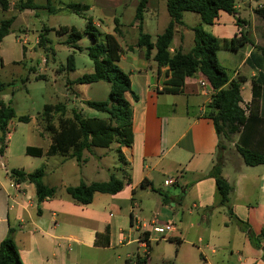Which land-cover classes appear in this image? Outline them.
Masks as SVG:
<instances>
[{
  "label": "crops",
  "instance_id": "crops-1",
  "mask_svg": "<svg viewBox=\"0 0 264 264\" xmlns=\"http://www.w3.org/2000/svg\"><path fill=\"white\" fill-rule=\"evenodd\" d=\"M7 1L8 7L0 9L5 14L1 19H13L0 43L14 31L22 58L25 52L33 48L25 26L30 17H37L42 10L50 14L63 10L70 12L64 7L66 3L86 5L87 9L81 17H90V23L97 29L106 27L107 30H98L101 34L113 35L120 48L116 64L127 75L129 82V92H124L123 96L130 108V142L128 145L113 143L119 166L113 167V172H108L109 169L105 167L108 174L102 180L98 178L102 167L94 159L100 160L103 154L94 148L90 152H82L84 162L80 165L68 156L42 154L40 156L57 158L60 166L50 167L48 172L43 167L42 178L47 174L58 175L52 181H42L46 186L54 187L55 191L53 196L41 201L36 200L34 185L30 182H20L16 188L9 186L13 181L9 176L10 169L25 172L34 169L17 167L10 162L17 154L27 155L26 146L38 147L44 153L51 142L50 134L47 131L48 141L44 148L26 142L25 130H28L27 124L31 122L32 134L42 137L45 129H42L40 114L39 122L33 121L28 115H25L26 121L11 119L7 122L5 145L0 154V241L11 228L13 243L22 264H118L121 249L133 243L142 248L139 243L142 233L140 225L152 218L160 222L171 221L173 230L161 238L157 234L149 235L147 248H142L143 253H148V264H151L153 252L150 243H155V246L160 241L175 244V241L167 240L169 237L179 240L175 244L178 250L175 248L174 251L175 259L182 264H264V239H259L255 244L249 238V234L256 237L264 229V164L246 165L235 148L233 152L236 151L238 155L231 152L222 155L220 175L232 186V190L228 194L227 204L219 203L214 178L208 173L219 149V140L207 116V103L212 90L208 83L199 86V80L204 79L200 72L184 77L180 92L169 93L165 90V81L169 76L167 67L157 66L152 60L154 50L146 58L144 48L135 45L138 21L134 19V12L139 0L66 3L57 0L55 6L51 5L50 0H32L38 5L37 8L20 10L16 8L19 0ZM163 2L144 0L140 26L151 41L160 32L152 38L145 30L146 23H158L156 10ZM260 5H264V0L238 1L235 16L219 11L211 24L204 25V29L220 41L239 38L241 33L248 40L234 48H219L216 60L219 64L217 54L224 52L220 61L233 67L231 73L228 74L219 65L228 79L235 76L244 79L239 90V106L243 109L245 122L232 137L231 145L237 142L264 153V77L258 79L259 99L252 108L249 107L250 80L258 74L264 76V18L253 11ZM129 7H133V13L126 17ZM86 12L92 15L85 16ZM186 13H182L181 24L174 26L169 53L175 50L187 52L192 46V40L187 35L192 34L190 28L199 23V18L188 23L184 19ZM235 18L238 22H235ZM168 21L169 18L162 30ZM45 28L49 29L47 33L56 29L41 26L35 32L33 44H39L38 35ZM129 29L135 30V33ZM10 62L15 64L19 60ZM2 64L4 61L0 59ZM92 71L93 68L87 73ZM36 76L43 75L33 74L34 79ZM24 79L28 78L25 76ZM246 83L249 84V92L242 96ZM68 90L74 101L81 102L82 107L87 109L86 114H83V108L75 107L82 116L97 117L93 109L83 103L90 100L88 97H80L72 85ZM64 116L69 115L65 113ZM53 125L56 128L55 121ZM72 159L78 167H64L66 160ZM87 164L89 167H86ZM109 175L124 181L121 189L113 194L94 192L90 202L81 205L73 202L65 192L68 186L80 182L89 184L106 181ZM127 177L128 182L125 180ZM169 178L175 179L173 184H165ZM184 244L192 250V257L194 254L197 256L196 261L192 257L191 260L186 259L182 247ZM110 251L115 253V260H101V256L104 257L105 252ZM123 259V264H133L127 252ZM157 259L162 260L163 256Z\"/></svg>",
  "mask_w": 264,
  "mask_h": 264
},
{
  "label": "trees",
  "instance_id": "trees-1",
  "mask_svg": "<svg viewBox=\"0 0 264 264\" xmlns=\"http://www.w3.org/2000/svg\"><path fill=\"white\" fill-rule=\"evenodd\" d=\"M238 1L241 0H164L169 21L164 29L155 35L153 41L150 40V36L147 33L142 31L140 26L144 0L138 1L134 12V19L138 21V34L135 45L144 48L146 58L149 57L151 50H154L152 60L157 66L167 67L169 73L165 81L167 85L165 90L167 92H180L184 77L192 73L200 72L204 76V79L212 90L209 102L207 103V116L212 121L219 140V149L222 151L225 145L221 141V138L222 140H232L234 134L237 133L245 122L243 109L239 106L241 101L239 90L244 79L240 76L228 79L226 72L216 60V51L219 48H234V46L241 45L248 40L241 33L239 38L223 39L220 41L206 31L202 25L211 24L219 11L235 16V5ZM7 7L8 1L0 0V9L5 10ZM37 7L38 5L34 4L32 0H19L16 4V8L19 10ZM64 7L70 12L82 14L87 9L86 5L79 3H66ZM253 11L259 17L264 18V5L255 7ZM183 12L196 13L199 18V23L190 28L193 35L192 46L187 52L175 50L169 53L168 48L174 33V26L181 24ZM12 19L10 17L0 20V40L8 33ZM85 20V26L81 31L72 26H60L54 29V33L57 35L68 33V37L63 42L77 49L81 48L75 45V43L83 35H87L90 38L91 44L85 47V50L92 62L93 71L91 73H84L72 81L66 80V85L67 89H69L71 84H88L97 80L107 82L109 91L106 100L83 101L86 107L103 113V116L86 117L82 116L79 110L71 108L69 116L65 117L66 107L63 102L44 104L40 116L44 129L50 134L51 142L44 153L38 147L26 146L25 154L27 155L40 156L45 154L50 156L57 154L68 156L80 165L84 162V159L81 157L84 150L90 152L92 148H107L111 143L128 145L130 142V108L129 103L123 96L124 92H129V82L127 75L116 64L120 53L119 45L113 35L108 33L101 34L90 23V17H85ZM235 22H238L237 18H235ZM48 30L45 28L38 35V45L40 47L45 42L47 43L46 33ZM262 54L264 56V49H262ZM67 60L68 62L65 67L67 70H71L73 68L71 63L72 56L68 55ZM262 77H264L262 74H258L250 80V108L259 99L260 83L258 79ZM36 78L39 77L36 76ZM3 89L4 83L0 81V92ZM131 96L135 97L134 95ZM11 119L26 121L27 116H16L12 107L0 99V154L5 145L6 124ZM53 121L56 122V128L53 127ZM233 146L246 165L264 164L263 152L239 145L237 142ZM222 155L221 152H217L215 163L208 173L214 178L219 203L225 205L227 204L228 194L232 190V186L220 175ZM43 175V167H37L29 172L21 169H10L9 171V176L15 183L30 182L34 185L37 201L53 196L55 191L54 187L43 184ZM125 180L128 182L129 178L127 177ZM123 182L122 179L109 175L106 181L91 182L89 184L80 182L78 185L66 187L65 192L73 202L83 205L90 202L94 192L113 194L119 191ZM139 237L145 238L146 233H140ZM249 238L256 244L259 239H264V229H261L259 235L256 237L249 234ZM167 240H173L175 244L179 242L178 239L170 237ZM262 252L264 258V248H262ZM147 257L148 253H144L143 256L137 255L132 262L133 264H148ZM0 264H22L13 243L11 228H8L6 235L0 241Z\"/></svg>",
  "mask_w": 264,
  "mask_h": 264
},
{
  "label": "rangeland",
  "instance_id": "rangeland-1",
  "mask_svg": "<svg viewBox=\"0 0 264 264\" xmlns=\"http://www.w3.org/2000/svg\"><path fill=\"white\" fill-rule=\"evenodd\" d=\"M38 1V0H37ZM52 6H55L57 2H51ZM62 2H78L83 0H58ZM120 10L117 11V13ZM158 16V23L148 24L146 23L145 30L151 34L153 38L156 33L161 32L168 15L165 9V2L158 5L156 10ZM133 13V7H129L126 12L127 15ZM86 15H92L91 12H86ZM82 13L67 12L65 10L58 11L54 14L42 10L39 12L37 17H30L25 26L27 29V36L30 39V43L33 48H30L27 52L24 53V58L21 55V48L18 41L14 37V31H11L4 40L0 43V59H3L4 64L0 65V81L4 83V89L0 92V97L4 103L9 104L16 114L28 115L33 121L39 122L38 115L41 112L42 106L46 103H56L63 102L66 107V115H69L71 108H83L81 102L74 101L73 95L69 92L66 85V80H71L74 77L80 76L83 73H87L92 70V62L87 56L85 47L91 44V40L87 35H83L75 45L79 46L81 49L73 48L64 43L63 41L68 37V33H62L57 35L53 31H50L46 34L48 43H45L43 46H38L33 44V39L35 37V32L40 29L41 26H48L57 28L58 26H73L77 30H82L85 26V19ZM5 17V14L0 10V20ZM185 21L188 23L195 22L198 20L196 13L187 12L185 16ZM205 27L204 25L202 26ZM98 30H107L106 27H103ZM131 33H135V30L129 29ZM192 40V34L187 35ZM63 42V43H62ZM192 42V41H191ZM123 45V44H122ZM224 52H218L217 57L219 59V64L223 66L225 71L230 74L231 68L224 65L220 60L221 55ZM68 55L72 56L73 69L67 70L66 63L68 62ZM11 60H19L18 63L12 64ZM237 59H235L236 61ZM33 74H42V77L33 78ZM25 76L28 78L25 80ZM73 90L80 97H88L90 100L101 101L108 98L109 86L108 83L104 80H97L88 84H71ZM249 92V84L246 83L243 85L242 96ZM83 114H86L87 109L83 108ZM96 116L102 117L103 113L94 111ZM33 122L27 124V136L25 138L26 142L30 145H37L45 147L48 141V133L44 127L42 128V137L32 134ZM221 141L224 143V150L218 149L217 152H222L223 155H228L230 152L236 154V151L233 152V145H231L232 140H227L221 138ZM114 144H110L109 148H94L95 151L102 153L100 160H95L99 167H102L98 178L104 180L108 172H113V167L119 166V161L117 155L114 151ZM63 165L64 167H78L75 165L74 160H66ZM10 164H15L17 167H26V168H37L45 167V170L48 172L50 167H59L57 164V158H48L44 156L32 157L28 155H19L17 154ZM57 164V165H56ZM89 167V164L86 165ZM32 171V170H31ZM58 173L47 174L45 178H42V181H52V179L57 176ZM149 197V196H148ZM146 199V197H145ZM145 202V201H144ZM151 206V205H147ZM158 246H155V243H150V247L153 248L151 254L150 262L151 264H182L180 260L175 259L174 249L177 248L173 243L160 241L157 243ZM183 251L186 259L191 260L192 250L189 249V246L184 244ZM130 255L132 261L135 260L136 256H143V249L136 246L135 243L130 244L129 246L120 250V259L117 261L118 264H123V256L125 253ZM106 255L101 256V260L108 259L109 261L115 260V253L105 252ZM194 253V252H193ZM158 256H163L162 260L157 259ZM194 260H197V256L194 254Z\"/></svg>",
  "mask_w": 264,
  "mask_h": 264
},
{
  "label": "built area",
  "instance_id": "built-area-1",
  "mask_svg": "<svg viewBox=\"0 0 264 264\" xmlns=\"http://www.w3.org/2000/svg\"><path fill=\"white\" fill-rule=\"evenodd\" d=\"M206 84H207V82L205 79L199 80V86L203 87ZM174 181H175V179L169 178L165 181V184L170 185V184H173ZM17 185L18 184L15 183L14 181H11L9 183V186L13 187V188H16ZM140 227L142 229V232L146 233L145 238L139 239V243H140V246L142 248H147L148 241L150 239L149 235L157 234L161 238V237H163V235H165L166 233L173 230V225H172L171 221L160 222V221L156 220V218H152L150 221H148L146 223H141ZM144 253H146V252H144Z\"/></svg>",
  "mask_w": 264,
  "mask_h": 264
}]
</instances>
